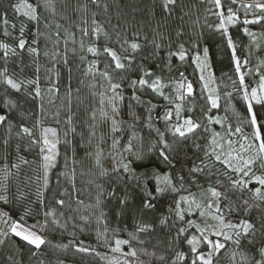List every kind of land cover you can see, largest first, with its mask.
Returning <instances> with one entry per match:
<instances>
[{
  "label": "snow or ice",
  "instance_id": "obj_1",
  "mask_svg": "<svg viewBox=\"0 0 264 264\" xmlns=\"http://www.w3.org/2000/svg\"><path fill=\"white\" fill-rule=\"evenodd\" d=\"M199 3L0 0V264H264V0Z\"/></svg>",
  "mask_w": 264,
  "mask_h": 264
},
{
  "label": "trees",
  "instance_id": "obj_2",
  "mask_svg": "<svg viewBox=\"0 0 264 264\" xmlns=\"http://www.w3.org/2000/svg\"><path fill=\"white\" fill-rule=\"evenodd\" d=\"M190 7L192 8L193 16L192 18L195 19L197 16L200 17L201 23L204 22V17L206 15L205 8L210 7V5H202L199 3V0H189ZM187 19V18H186ZM215 20V17L208 15V22L211 23ZM190 23V21H189ZM254 31H260L258 27L253 28ZM232 31L236 33V29L233 28ZM206 40L204 43H207L210 46V55L217 66L223 64L225 66V71H227L226 65L228 64V57L224 54V52L220 51L219 39L212 37L211 33L207 30L205 31ZM238 39H243L244 43H247V38L242 37V35L238 34ZM255 62V61H254ZM187 74L191 77L193 75V67H188ZM87 179V177H85ZM95 197V190L93 188L87 189L81 196V199L84 200L85 204L94 203ZM84 211V210H82ZM84 214L87 215L88 212L84 211ZM98 214V213H97ZM97 224L95 221V217H92L91 224L88 226L87 230L84 234H82L79 238L84 240L86 245H91L95 248L96 252H99L101 255H107L108 257H112L113 255L119 256V254H113L109 251V249L103 245L102 242L98 241L96 238V230ZM100 230H103V226H99ZM110 227H116L115 221L112 222ZM124 236V233H121ZM126 238V237H125ZM65 243L67 240L64 241ZM127 251V248L124 249ZM69 260V264H107V260L101 259L100 256L96 255H81V254H73L71 250L66 254ZM222 264H230V262L225 257L222 260Z\"/></svg>",
  "mask_w": 264,
  "mask_h": 264
}]
</instances>
